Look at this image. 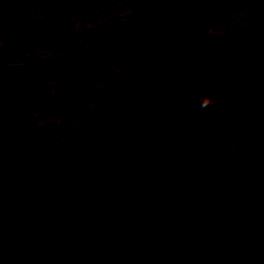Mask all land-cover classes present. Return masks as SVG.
<instances>
[{
  "label": "rangeland",
  "instance_id": "rangeland-1",
  "mask_svg": "<svg viewBox=\"0 0 264 264\" xmlns=\"http://www.w3.org/2000/svg\"><path fill=\"white\" fill-rule=\"evenodd\" d=\"M22 1L0 0L3 169L36 155L54 169L88 162L101 182L180 189V214L157 212L91 261L92 243L79 263L116 264L126 254V264H176L202 220L225 216L221 248L201 264H264L256 249L264 243V0H162L174 11L117 34L110 29L142 0H31L21 15ZM76 47L96 57L76 77L35 65ZM143 55L162 65L145 84L176 106L153 123L116 126L102 116L110 89ZM205 98L213 103L202 107ZM35 254L21 231L0 228V261L38 264Z\"/></svg>",
  "mask_w": 264,
  "mask_h": 264
},
{
  "label": "water",
  "instance_id": "water-1",
  "mask_svg": "<svg viewBox=\"0 0 264 264\" xmlns=\"http://www.w3.org/2000/svg\"><path fill=\"white\" fill-rule=\"evenodd\" d=\"M30 1H23L21 13L28 7ZM160 1L142 0L139 11L134 16L119 22L110 31L120 33L133 30L141 27L153 14L172 12L169 4H159ZM261 24L264 27V16ZM193 58V54L190 55L189 59ZM95 59L94 54L74 48L52 55L48 59L38 58L35 65H52L61 69L65 77L72 78ZM161 67L160 61L152 55L132 58L118 83L110 89L112 102L104 108L102 116L113 119L114 124L118 126L134 120L153 123L159 116L170 113L176 102L157 101L154 92L144 82L146 77L158 75ZM157 130L163 133L166 127H159ZM7 153L8 146L0 141V162ZM31 169H36V172ZM46 170L48 173L43 172ZM20 171L25 187L45 185L51 193V198L43 205H21L13 201L9 189L0 188V225L15 224L25 227L32 232L40 245H44L43 248L50 245H74L94 237L103 238L105 246L109 248L114 245L120 231H133L139 228L157 212L181 213V208L174 204L179 189L164 182L152 181L129 185L119 192L95 184L96 191L90 209H87V212L85 209L79 211L75 209V214H67L66 209L59 205V193L48 186L61 181L63 177L53 173L46 161L30 155L23 160ZM83 178L76 176L68 180L81 185ZM262 201L264 202V198ZM31 216L32 219L36 218L35 222L30 220ZM229 229L230 220L225 216L202 220L200 229L192 238L190 249L177 264H199L216 254L221 248L223 236ZM256 249L258 253L264 255V243L258 245Z\"/></svg>",
  "mask_w": 264,
  "mask_h": 264
},
{
  "label": "flooded vegetation",
  "instance_id": "flooded-vegetation-1",
  "mask_svg": "<svg viewBox=\"0 0 264 264\" xmlns=\"http://www.w3.org/2000/svg\"><path fill=\"white\" fill-rule=\"evenodd\" d=\"M23 1H22V3H23ZM161 1L159 2V4H165V3H163V1L162 2ZM22 3H21V7H22ZM29 5H30V3H29ZM29 5H28V7H29ZM169 5L172 7V12H173L174 11L173 5H171V4H169ZM25 10H24V12H25ZM138 11H139V9H138ZM19 13L21 15L23 14V13H21V8H20ZM76 48H79V47H76ZM194 56H195V54H194ZM49 57H47V58H49ZM45 66L53 67L52 65H45ZM87 66H85V68ZM40 67H42V66H40ZM57 69H59V68H57ZM59 70L61 71V69H59ZM83 71H81V72H83ZM80 73H78L77 75H79ZM76 76H74V77H76ZM64 77H65V75H64ZM67 79H71V78H67ZM123 124H125V123H123ZM28 156H30V155H28ZM28 156H26V157H28ZM40 159H42V158H40ZM23 160L17 164L10 165L9 166L10 168H8V169H3L4 162L6 161V159H4V158L2 159V161L0 162V188L9 189L12 193L13 201H15L16 203H19L21 205H28V206L43 205L50 200L51 193L49 192V189L45 185H39V186H33V187H25L24 186V178H23V175L20 171V166H21ZM42 160L47 162L49 169L53 173L63 177L61 181H58L56 183H52L48 186L51 190H56L59 193V198H58V201L60 202L59 205H61V208L66 209L67 214H75V209L77 211L85 209L86 212H87V209L88 210L90 209L91 203H93V196L95 195V191H96L95 190V184L105 186L114 192H119V191L125 190L129 185H135V184L143 183V182H141V183L136 182V183H132V184H125L124 186H121V185L119 186V185H116L117 179L113 180L114 182H110L108 179H104V182H101L99 180L101 178L100 177H97L99 179L96 178V176L94 174V169H93V167H90V164H88V162L79 161V160L69 161L68 163L66 162L65 164L61 165V167H59L58 169H54L47 160H45V159H42ZM31 171L36 172V169H31ZM43 172L48 173L47 170L43 171ZM76 176H83L84 177L81 185H78L77 182H73V181L71 182L68 180L69 178H73ZM47 179H48V177H47ZM173 187H175V186H173ZM19 193L27 194L28 197L20 196ZM179 194H180V189H179ZM86 212H84V213L86 214ZM181 212H182V210H181ZM46 217H47V215H46ZM77 217H78V215H77ZM64 218H66V217H64ZM67 218H69V217H67ZM89 218L90 217L88 216V219ZM30 220H33V222H35L36 218L32 219V216H31ZM31 224L34 226V224L32 222H31ZM144 225L140 226L139 228H137L133 231H120L114 245L112 247H109V248H107L105 246V240L103 238H98V237L88 238L84 242L74 244V245H67V246L50 245L46 248H43L44 245H40L38 243V241L36 240L35 236L32 234V232L30 230L26 229L25 227L17 226L15 224H1L0 228L1 229L9 228L12 230L21 231L27 237L29 244L33 248V251L36 253L35 254L36 257L33 258V260H35V263L41 264L44 262H49V264H80L79 258H78L79 256L77 254L80 250L87 248L90 251V246L92 245V243H96L97 249H95L92 252V255L90 253V256H88V259H90L91 261L94 258H97V259L101 258L100 256H97L98 253H100L102 255L103 254H107V255L113 254L118 249V246L120 244L122 236L127 235V234L132 235V234L138 232ZM33 226H31V227H33ZM37 255H38V257H37ZM125 255L126 254H124L119 260H117L116 264H126L127 263V257H125ZM213 255H215V254H213ZM213 255H211L210 257H212ZM204 261H206V260H204ZM204 261H202V262H204ZM0 263H3V264H27V262H23V261H20L18 259L17 260H10L8 262L0 261ZM82 263H84V260ZM201 263H199V264H201Z\"/></svg>",
  "mask_w": 264,
  "mask_h": 264
},
{
  "label": "clouds",
  "instance_id": "clouds-1",
  "mask_svg": "<svg viewBox=\"0 0 264 264\" xmlns=\"http://www.w3.org/2000/svg\"><path fill=\"white\" fill-rule=\"evenodd\" d=\"M212 103H213V101H212L211 98H205V99L203 100V102H202V107H204V106H208V105H210V104H212Z\"/></svg>",
  "mask_w": 264,
  "mask_h": 264
}]
</instances>
